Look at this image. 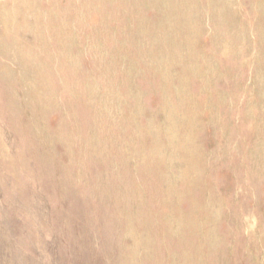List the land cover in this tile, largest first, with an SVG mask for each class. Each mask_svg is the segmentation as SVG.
<instances>
[{
  "label": "rangeland",
  "instance_id": "374dc122",
  "mask_svg": "<svg viewBox=\"0 0 264 264\" xmlns=\"http://www.w3.org/2000/svg\"><path fill=\"white\" fill-rule=\"evenodd\" d=\"M33 1L36 2L40 12L47 16L52 0ZM194 1L196 4H193L192 0V8L198 6L204 9V12H201L204 25L199 30L195 29L197 25L196 20L193 19L188 36L185 34L180 37V40H183L180 43L182 48L180 51L189 56V50L190 55H197L196 59L200 57L199 59L203 60L201 59L203 56L213 60V71L209 73V83L204 84L206 86L195 75H191L190 79L189 77L186 80L180 79L185 73L184 68H181L184 63L177 61L176 53L172 49L177 37L175 36L176 17L174 14H164L157 8L152 9L148 5L139 12V23L142 26L146 24L151 27L162 22L165 15L167 17L164 22L165 27L163 26V30L159 29L164 36L147 37V41L143 43L140 39L134 38L133 48L141 49L143 46V50L148 49L146 52L150 50L148 54L154 60L149 58L151 60H148V66L158 79L154 82L140 77L145 63H140L138 57L136 60L138 64L140 63L138 66L134 68L128 66L127 78H131L126 83L129 87L131 86V91L126 93L114 88L103 90V86L99 85L98 94H90L88 100L80 94L71 98L69 112L65 109L66 107H63L66 105L68 96L65 93L61 95L58 91L57 93L56 85L53 86L56 92L53 108L45 111L37 109L36 102L27 89L36 86L38 82L31 76L33 68L23 67L14 60L16 54L14 46L7 48L3 51L4 53L0 48V264H155L156 262L157 264H199V258L200 264H264V168L262 164L264 162V95H261L263 97L261 98L258 94V91L264 93V83L258 81L255 76V74L264 75V64L260 67L261 69L257 68L255 73L252 63L255 56L264 59V39L260 37H264L262 35L264 8L258 6L259 0H230V3H225L226 0ZM10 2L11 0H0V9H5V15L9 11ZM58 2L61 9L65 8L66 1ZM90 2L96 4L98 0H90ZM210 2V8L207 9ZM225 4H229L231 8L226 7ZM217 13L222 14V18L217 20L218 23L215 21L217 25L222 27L231 24L233 30L236 29L239 32L245 30L247 41L240 39L234 46L238 49L237 51L240 49L238 55H233L228 47L224 49L216 44L213 48L211 45V38L223 44L225 41H230L229 37L232 36V31H228L227 28L224 34L221 32L220 36H215L214 29L217 26L210 16ZM87 14H84L85 17ZM89 14L92 23L95 22L100 26L102 19L100 21L96 12V15L94 12ZM104 15L106 18L112 16L111 4L104 8ZM76 16L77 14H72L67 22L71 25V43L73 44L59 57L76 64L74 73H81L86 79L95 81L98 76L90 72V65L92 66L93 62L92 56L87 53L90 48L87 41L90 39L89 35L93 27L88 21L78 24L73 18ZM171 16H173L172 19L174 18L172 21L171 18L168 19ZM210 18L214 26L209 22ZM137 26L135 29L142 31V28ZM168 26L174 30L170 29L171 27L167 28ZM104 28L109 34H113L117 25L106 21ZM193 28L195 32L200 31L201 34L196 35ZM15 35L13 36L18 42L28 47L32 45L29 34L18 32ZM127 36L122 38L119 44L125 41ZM157 39L160 40L159 44L162 43L160 47ZM169 40L172 45L168 44ZM148 42L152 44L149 45ZM95 45L91 48H94L96 56L101 57L102 46ZM161 45H164L162 49H160ZM108 46L112 48L111 44ZM165 46L170 51H165ZM48 48L51 49L52 45H48ZM159 50H164V53L161 51L160 54ZM171 53L175 56L173 57ZM160 56L165 60L159 61ZM58 61L57 57L51 58L48 66L56 67ZM170 63L171 67L168 65ZM4 71L11 75L6 76ZM162 73L168 75L164 78L165 80L161 77ZM54 77L59 82L65 78L57 74ZM167 91L170 92L172 101L164 95ZM187 94L190 99L187 98ZM116 95L125 99L122 100L124 104L122 101L115 100L120 97ZM163 95L166 101L161 99ZM111 100L114 102L111 103ZM190 100L196 101L200 106L195 107L192 113L189 112L192 108ZM182 103L183 106L180 105ZM91 104H97L100 108L99 112L112 117L114 122L121 125L119 130L109 127L104 132L103 135L109 138L110 145L114 143L125 146L128 138L138 134L142 139L143 137L148 139L147 141H152L154 137L156 139L159 136L161 138L166 136L163 139L168 140L170 144L175 143L174 146L186 145L187 151L194 148L192 152L190 151L192 155L187 152V155H179L180 158L177 151L184 149L182 147H178L179 149L175 147L173 153L163 151L162 156L165 155L163 156L165 159L161 173L165 176L159 180L152 176L142 180L151 193L158 190L160 196L169 188V193L174 196L170 204L166 203V200L162 203L161 200L156 199L151 201L147 199L149 201L144 203L136 202V196L132 194L134 189L131 187L134 186L135 179H138V174L129 172V166L126 167L133 163L130 157L120 158L119 161H122L117 166L119 167L117 172L113 171L112 164L108 163V152L105 151L106 156L103 157L94 154L95 150L92 149L94 143H90L88 149L85 148L84 136L92 137L97 132L99 124L97 118L91 119L92 113L89 109ZM170 110H175V113ZM166 111H169L171 115L168 116ZM172 113L175 115L173 116ZM188 123L191 129L194 126L195 128L191 130ZM167 125L171 127L173 125L172 128L175 131L178 127L183 129L181 126H186L181 140L175 142L176 132L172 130L171 134L168 133ZM57 132L62 138L55 137ZM167 135L170 140L167 139ZM70 137L72 140H69ZM145 141L140 142V147L146 146ZM196 152L199 156L201 154L198 159L194 156ZM189 157L192 158L188 161ZM166 158L169 160L167 161ZM171 159H175L177 166ZM192 159L202 160L194 162ZM177 162L181 163L180 168L184 170L178 168ZM191 167L199 169L200 173L203 172L199 173V180L196 181L199 185L195 186L193 183L195 179H189L190 182H188L181 178L184 172L185 176H188ZM170 170L174 172L171 173ZM189 175L193 176L191 173ZM162 178L171 184L169 185ZM179 181H181L180 184ZM165 182L170 187L165 186L167 185ZM183 182L187 184L184 186ZM159 203V208H166L167 212H158L160 211ZM204 205H207V208ZM180 214L184 216L192 214L199 226V230L195 231L199 232L196 233L197 237L195 232H191L189 236L192 237L187 238L191 245L177 244V237L181 235V232L179 235L177 233ZM129 219L130 221L127 222ZM207 221H209L208 224ZM126 223L133 225L136 237L129 235L131 231L129 230V233L125 229ZM206 233L208 234L205 239H210L208 242H204L205 239H203ZM153 236L154 238L157 236V239L154 240ZM141 238L142 240L139 241ZM198 246H201L199 250L201 257L194 255L195 250L200 249Z\"/></svg>",
  "mask_w": 264,
  "mask_h": 264
},
{
  "label": "bare ground",
  "instance_id": "6f19581e",
  "mask_svg": "<svg viewBox=\"0 0 264 264\" xmlns=\"http://www.w3.org/2000/svg\"><path fill=\"white\" fill-rule=\"evenodd\" d=\"M58 1L59 0H52V2H50V4H49L50 9L48 10L47 16H45L44 13L40 12V10L36 6V2L33 1V0H11L10 5H9V11H8V13H6V15L4 13V10L5 9L4 10L0 9V48H2V52H3V51H6L7 48H9L11 46H14V48L16 50V54H15L14 60H16L23 67H32L33 68L32 69L33 72L31 74V76L34 77L36 80H38V82H37V85L36 86H32V87H29L27 89H29L28 91H29L32 99L35 100V102H36V108L39 109L40 111H45V110H47L49 108H53V104H54V102L56 100V95L55 94H56L57 91L61 95H63L65 93V95L68 96V97H66V98H68V99H66L67 100L66 101V105L63 106L64 108L66 107L65 109L68 112L71 110V104H70V102H71L70 99L71 98H75V96L77 94H80L81 96H83L85 98V100H88L90 94H98V92L100 91L99 88H98L99 85H102L103 86V90H105L107 88H109V89H113L114 88L115 90H120L121 89V90L125 91L126 93L129 90L131 91V89H132L131 86L129 87V84L126 83L127 81H130V78H131V77L127 78V75H128L127 73H129L128 72V66H130V68H132V67L134 68V67L138 66L140 63H145V66H143V69L141 71L142 74H141L140 77L141 78H144V79L152 80V81L155 82L156 79H158V77L153 72V70L148 66V60H151L149 58H152V57L149 56L150 54H148L150 50L148 52H146L148 49L147 50H143L144 49L143 46H142L143 49L140 47L142 44L139 46L141 49L133 48V43H135L134 42V38H138V40L140 39L142 41L141 43H143V42H146L147 39L150 38L151 36H153V38H156V37L161 38V37H163L164 34H162L163 33L162 30H163L164 22H166L165 18H167V17L165 15H163L165 18L162 19V22L160 21L156 25H153L151 27H148L146 24H144V26H142L141 23H139L140 22V19L138 18V16H139V12H141V10H143V8L145 6H147V5L149 7H151L152 9L153 8H157L159 10H162L164 12V14L165 13L168 14V15H171V14L173 15L174 14L175 17H176L175 18V21H176V23H175L176 33L175 34L176 35L174 34L175 36H177V37H175L176 43L173 45V48H172V46H170V45H172L170 43L171 42L170 40H169L168 44H170L169 46L175 51L176 56H177V61L179 60V63H182V64L184 63L182 65L183 67H181V68H184L183 70H185V73L183 72L184 74L181 75L183 77H181L180 79L181 80L182 79H185L186 80V78L188 79V77L190 79L191 75H195L196 78H199L201 80V82H203V85L206 84L209 81V79H210L209 73L211 71H213L212 70V66H214L213 60L211 61V59H209V57L208 58H204L203 56H201V59H203V60H200L199 59L200 57H198V59H199L198 60V59H196L197 58V55L196 54L190 55L191 53L189 52V50H188V55L189 56H187V54L183 51L184 52L183 54H186L184 56L181 53L182 50L180 51V48H181L180 43H181V41L183 42V40H180L181 39L180 37H182L185 34L187 35V33L188 34L190 33V30L192 29L193 19L196 20L195 21V24L197 25L196 26L197 28L195 27V29L199 30V28H202L203 25H204V17H203V14H201V12L202 13L204 12L203 11L204 9L203 8H199L198 6H197L198 8L195 7V6H194V8H192L191 7L192 6L191 5L192 4L191 3L192 0H155V1L146 0V1H139V2L137 0H98V2L96 4L94 2L93 3L90 2V0H64V1H66V6L63 9H61L59 7V4H58L59 2ZM217 1H219V0H214V2H217ZM242 1H244V0H242ZM208 2H209V0H208ZM225 3H230V0H226ZM109 4H111V6H112V16H110V17L108 16L109 18L108 17L106 18V17H104L105 16L104 15V8L107 5H109ZM193 4H196L194 0H193ZM233 4L235 5V3H233ZM210 5H211V2L209 3V5H207L208 7H206V8L209 9L210 8ZM225 5H226V7L229 6V4L228 5L225 4ZM231 6H232V4H231ZM258 6L261 7V8H264V1L262 2V1L259 0ZM229 9L227 10V12L229 11ZM90 12H94V14L96 12L97 17L100 18V21L102 19V23H100V26H99V24H97L95 22L92 23V21L90 19V14H89ZM85 13H88L86 15V17L84 15ZM55 14H56V16H55ZM72 14H77V16L76 17H73V18L76 19V22H78V24H81V23L83 24V23H86L87 21L92 24V27L93 28H92L91 34L89 35L90 36V39L87 41L89 43L88 45L90 46V48L87 50V53L92 56L91 59H92V62H93L92 66L90 65V67H91L90 68V72L93 75H97L98 76L95 81H93V80L90 81V80L86 79V77L82 76L81 73H79V74L74 73V70L76 68V64H72L66 58L60 59V57H59L62 53L64 54L65 52H67L68 48H71V46L73 44V43H71L72 42V38H71V35H72L71 34V32H72L71 25H68V23H67L68 20H69L68 17L71 16ZM172 17L173 16L169 17L168 19L171 18L170 20L172 21L174 19V18L172 19ZM210 17H212V20H214V23L216 24L217 20H219L220 18H222V14H218L217 13V14L211 15ZM168 19H167V21H168ZM212 20L210 18L209 19V22L212 23L213 22ZM106 21H108V22L111 21L112 23H115L117 25V29L114 31L113 34H111V33L109 34L107 31H105L104 24H105ZM214 23H212V25ZM138 24H140V25H138ZM137 25L142 28V31L140 29H138V28H137L138 30L135 29V26H137ZM120 26H121V28H120ZM216 26L217 27L214 29V31L216 32V35L215 34L214 35L216 37L220 36L223 32H225L226 31V28L228 29V31L229 30L232 31V36L229 37L230 38V41H225L223 44H220L214 38H211L212 39V44L211 45L213 46V48L216 46V44H217V46H221L224 49H226L228 47L229 50H231V53H233V55H238V52L240 51V49H239V51H237L238 49H235L234 46H235L236 42H238L240 39L241 40H246L245 39V36H246L245 35L246 34L245 30H244V32H241L240 31L241 32L240 33L239 30L237 31L236 29H234V30L231 29V26H232L231 24H229V26L225 25V26H222V27H221V25H217L216 24ZM243 26H244V24H243ZM170 27L168 26L167 28H170ZM161 28H162V30L160 31L159 29H161ZM238 28H240V27H238ZM170 29H172V27ZM195 29H194V33H197L196 35H200L201 34L200 31L195 32L196 31ZM164 30H166V28H164ZM172 30H174V29H172ZM167 31H169V29ZM18 32L19 33L29 34L30 35V38H32V41H31V44L32 45L28 47L25 44L20 43V41L18 42V40H16L14 38V36H13V35H15ZM164 33H165V36H167L166 35V32H164ZM125 34H127L128 36L125 35ZM172 34H171V36H172ZM262 35H264V33ZM126 36H127L126 40L123 41L121 44H119V41L122 38L126 37ZM193 36L195 37V35H193ZM222 36H221V38H222ZM190 37H192V36H190ZM260 37L264 39L263 36H260ZM151 39H150V41H151ZM172 39H174V37ZM222 39H224V38H222ZM157 40H158L157 41V44H159L160 40L159 39H157ZM137 42H139V41H137ZM149 42H148V44H149ZM139 43H138V45H139ZM95 44H100L102 46V50L103 51H102V56L101 57L96 56L94 54L95 52L93 51L94 48L93 49L91 48ZM109 44H111V47L112 48H110L108 46ZM150 44H152V43H150ZM160 44H162V43H160ZM160 44H159V47H160ZM48 45H52V48L49 49L48 48ZM253 45H255V44H253ZM95 46H97V45H95ZM163 46L161 45V48L160 49H162ZM186 46L188 47L187 44H186ZM240 46H241V44H240ZM145 47H146V45H145ZM183 48L187 49L184 46H183ZM188 49H189V47H188ZM247 49H248V46H247ZM166 50H169V49H167V47L165 46V51ZM161 51H160V54H161ZM171 52L174 53L173 51H171ZM243 52L245 53V51H243ZM153 53H155V52H153ZM162 53H164V50L162 51ZM38 54H39V56H38ZM171 54H169V56H171ZM157 55H159L158 52H157ZM174 56L175 55H173V57ZM55 57H57L59 59L58 66H56V67L52 66L50 68V66H48L49 65V60L51 58L54 59ZM138 57L140 58L139 59V62H140L139 64L136 62V60L138 59ZM263 57H264V55H263ZM162 58L163 57H161L159 61L162 62L163 60H165V59H162ZM166 59H168V56H167ZM153 60L154 59L152 58V61ZM247 60H249V59H247ZM246 62L248 63V61H246ZM149 63H150V61H149ZM171 63H173V62H171ZM171 63L168 64V65L170 66ZM252 63L254 64L253 69H254V72H255L257 68H260L261 66H263L264 59H261V58H258V57L256 58V56H255V57H253V62ZM180 66H181V64H180ZM180 71L182 72L181 69H180ZM4 73L6 74V76L11 75V73H9L7 71H4ZM167 73H169V72H167ZM56 74L59 75V76H63L65 78L61 82H59L54 77ZM168 75H170V73ZM168 75L167 74H163V75H161V77L163 78V80H165L164 78H166ZM227 75H228V73H227ZM179 76H180V73H179ZM179 76L177 78H179ZM195 76H193V77L195 78ZM255 76H256V79L258 81L262 82V84L264 83V75L263 74H257V75L255 74ZM132 77H134V76H132ZM168 80H166V81L168 82ZM195 80H197V79H195ZM180 83H181V81H180ZM186 83H187V81H186ZM186 83H184V84H186ZM54 85H56V92L53 90V86ZM201 85L202 84H200V86ZM204 86H206V85H204ZM258 92H259L258 93L259 96L261 98H263L264 97L263 96L264 93H262V91H258ZM182 93L184 94V92H182ZM164 95L166 96V98L169 101H172V100H170V97H171L170 92L167 91ZM164 95L162 96L163 98L161 97L162 100H165L164 99L165 98ZM116 96L118 97L120 95H116ZM187 96H188V94H187ZM99 97L101 98V96H99ZM180 97L181 96H179V98ZM189 97L190 96H188L187 98H189ZM181 98H180V100H182ZM184 98L186 99L185 96H184ZM100 100H98V101H100ZM113 100H111L110 102L112 103ZM115 100L120 102L122 100L124 101L125 99H123L122 96H120V97L116 98ZM183 101L184 100H182V102ZM190 101H191L190 103H191L192 108L190 107L191 109H190L189 112L192 113L193 110L195 109V107H200V106L197 104L196 101H194V100H190ZM184 103H185V101H184ZM114 104L116 105V103H114ZM123 104H124V102H123ZM119 105H120V103H119ZM180 105L183 106V103L180 104ZM81 106H83V105H81ZM122 106L123 105L121 104V107ZM203 106H205V105H203ZM105 107H108V106L105 105ZM89 109H90V113H92L91 114V119L97 118L99 124H98V128H97V132H95L92 137H89V135H88V137H87V135L84 136V146H85V148L88 149L90 147V143H94V146L92 147V149L95 150L94 154H97L100 157H103V156H106L105 151L108 152L109 153L108 163L110 165L112 164L111 167H112V170L113 171H117V169L119 168V167L117 168V166L119 164H121V161L122 160L119 161L121 157H123V156L130 157L132 159L133 163H131L130 165H127L126 167L129 166L128 167L129 168V172L132 171L134 174H138V179H135L134 186L131 187V188L134 189V190H132V191H134L132 194L136 196V202H138V203H142L143 202L144 203V201H149V200L151 201L152 199L153 200L156 199L157 201H160L161 200L162 203H163V201L166 200V203L170 204L172 202L174 196L169 193V191H168L169 188L168 189L166 188L167 189L166 193L163 192V190H164L163 189L162 190L163 193L161 192L162 194L160 196L159 195L160 193L158 194V192H157L158 190H156L155 193H151V190L150 189H147L145 187V185H144V183H143L142 180H145L146 177L150 178L149 176H152L154 179H158V180L162 176L164 177L165 175L164 174L162 175V173H161V167L164 164V159L165 158H163V156H165V155L162 156V152L163 151H169V152H172L173 153L175 151V147L178 148L179 146H177V145L174 146L175 143L170 144V143H168V140L167 141H166V139L164 140L163 138L166 137V136H162L163 138H161L159 136L156 139L154 137L152 139V141H147L148 139L147 140L144 139L145 137H143V139H142L141 136L138 135V134L135 135L133 138H128L127 141H126V143H125L126 144L125 146L122 145V144H114V143H112L110 145L109 138L103 135L104 132H106L109 127L117 128L119 130L121 128V125L118 122H114L112 117L110 118L109 116L103 114L100 111L102 113L101 114L99 112V109L100 108H99V106L97 104L96 105L95 104H91V106L89 107ZM115 111H117V110H115ZM121 111H122V109L120 110V112ZM174 111H171V112H174ZM196 111H197V109H196ZM166 112L168 113L167 114L168 116L171 115L169 113V111H166ZM182 112H183V110H182ZM118 113H119V109H118ZM174 113H172L173 116L175 115ZM184 113H185V111H184ZM184 113H183V116H184ZM186 116H188V115H186ZM176 117H177V114H176ZM179 118H181V117H179ZM188 119H189V116H188ZM189 121L190 122H194V121H191V120H189ZM170 122H171V120H170ZM187 122H188V120H187ZM169 124H171V123H169ZM188 124H189L190 129H191L190 123H188ZM206 124H208V123H206ZM201 125H203V124H201ZM167 126H168V128H166V127L165 128L168 129L167 130L168 133L171 134V131L172 130L175 131L172 128L173 125H172V127H171V125L170 126L167 125ZM181 127H183V129H184V127H186V126H181ZM194 128H195V126L192 129H194ZM183 129H180L179 127H178V129H176L175 132H176V136L177 137L175 138V142L181 140L180 138H181L182 134L185 133V132H183ZM188 129H189V127H188ZM188 129H186V132L187 133H188ZM190 129H189V131H190ZM175 132H173L174 133V135H173L174 137H175ZM192 134L194 135V133H192ZM100 135L103 138H101ZM173 136H172V138H173ZM55 137L56 138H58V137H61L62 138V136L59 135L58 132L55 134ZM72 137H70L69 140H72ZM168 138L169 137L167 135V139ZM169 140H170V138H169ZM142 141H145V143L147 142L146 143V146L140 147L141 146V143L140 142H142ZM169 142H171V141H169ZM179 143H178V145H179ZM190 143H192V142H190ZM181 145H180V147H182ZM188 146H189V144H188ZM185 147H187V146L185 145L184 147H182L184 149H179L178 148L179 149L177 151V152H179L177 154L178 156L179 155H187V152L190 155L191 154L190 151L192 152L194 150V148L192 147L193 150H190L189 149V151H187V150H185ZM189 147H191V146H189ZM196 151H198V150L196 149ZM174 156H176V154ZM194 156H195V158L197 157V159H198L199 154L197 153ZM194 156H192V157H194ZM169 157L171 158V155ZM199 157H201V154H200ZM167 158H166V160H167ZM172 158H174V157H172ZM179 158H180V156H179ZM191 158L188 159V161L191 160ZM127 161H126V163H127ZM172 161L174 162L175 159L172 160ZM193 161L196 162V161H199V160L194 159ZM179 162H181L180 159H179ZM179 162H177V164H179ZM194 162H193L192 165H194ZM168 164H170V162ZM173 164H172V166H173ZM180 164H179V167L178 168H180ZM262 164H263V168H264V162H262ZM165 165H166V163H165ZM174 165H176V163ZM182 165H183V162H182ZM196 165H198V163ZM196 165H195V167H196ZM189 166H191V165L189 164ZM199 167H200V165H199ZM131 168H132V170H131ZM187 168H188V165H187ZM167 169H169V167ZM180 169H183V168H180ZM164 170H165V167H164ZM174 170H176V169H174ZM186 171H188V170H186ZM168 172H169V170H168ZM173 172L171 171V173H173ZM189 172L191 174H193V176L191 177L189 175L190 174L189 173L188 176L186 177L185 176V172H184L183 173V177H181L183 179V181L190 182L189 179H192V180L195 179V182H196L197 180H199V173H200L199 172V169H196V168L193 169V167H191V169H189ZM163 173H165V171ZM202 173H200V174H202ZM168 176H169V174H168ZM180 176H182V174H180ZM166 177H167V175H166ZM166 177H165V179H167ZM162 180H163V178H162ZM172 180L171 181L169 180V181L170 182H173ZM165 181H167V180H165ZM195 182L193 181V183L195 184V186L196 185H199L197 182L196 183ZM180 183H181V181H179V184ZM170 184L171 183H169V185ZM183 184H184V182H183ZM185 184H187V183L185 182ZM185 184H184V186H185ZM194 184H193V186H194ZM163 185H165V184L163 183ZM169 185L167 184L165 186H169ZM172 185H174V184H172ZM118 188H120V187H118ZM199 188L200 187L198 186V189ZM135 191H137V192H135ZM159 191H161V190H159ZM147 199H149V200H147ZM159 206H160V203L158 204V208H159ZM204 206L206 207L207 205H204ZM135 208H133V209L135 210ZM159 210L160 211H158V212H167V209L166 208H163V207L159 208ZM126 218H127V216H126ZM130 219L127 220V222L130 221ZM178 221L179 222L177 223V228H178L177 230L179 232L177 231V233L179 235V233L181 232L180 233L181 235H179V237H177V240H176L177 241V244H181V246H183L185 244L191 245L190 241L187 240V238H191L192 236H189L191 234V232L192 233L195 232L198 229V227H199V226H197V223H196L197 221L195 220V217L192 214H187V216H184V215H181L180 214L178 216ZM208 222L209 221H207V224H208ZM129 223L132 224L131 222H129ZM129 223H126L127 225H125V229L128 230V231L129 230L131 231V233L129 231V233H130L129 235H133V236L136 237V234H135V231H134V227H133V225H130ZM133 223H134V221H133ZM143 226L144 227H148L147 225H143ZM196 233H199V232H195V235H196ZM207 234L208 233H206V235L203 237V239H205L207 237ZM196 237H197V235H196ZM153 238H154V236H153ZM155 238L157 239V236ZM155 238H154V240H155ZM212 238H214V237H212ZM212 238H211V241H212ZM141 240H142V238L139 239V241H141ZM208 241H210L209 238L204 240V242H208ZM155 242H157V241H155ZM196 244H197V242H196ZM198 245H200V244H198ZM203 245H202V247H203ZM199 250H201V248L198 249V250H195L194 255H197V256L200 255ZM146 251H147V249L144 252L145 254L147 253ZM190 257H192V256L190 255ZM200 257H201V255H200ZM184 258H185V256H184ZM187 258L189 259V257H187ZM195 259H198V258L195 257ZM184 260L187 261V259H184ZM198 260H199V264H200V262H201L200 261V258ZM155 264H157V262Z\"/></svg>",
  "mask_w": 264,
  "mask_h": 264
}]
</instances>
